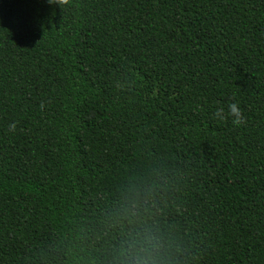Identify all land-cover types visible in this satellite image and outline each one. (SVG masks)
Returning <instances> with one entry per match:
<instances>
[{"label":"trees","instance_id":"16d2710c","mask_svg":"<svg viewBox=\"0 0 264 264\" xmlns=\"http://www.w3.org/2000/svg\"><path fill=\"white\" fill-rule=\"evenodd\" d=\"M0 264H264V0H0Z\"/></svg>","mask_w":264,"mask_h":264},{"label":"clouds","instance_id":"9594fccd","mask_svg":"<svg viewBox=\"0 0 264 264\" xmlns=\"http://www.w3.org/2000/svg\"><path fill=\"white\" fill-rule=\"evenodd\" d=\"M229 116L233 117L234 122L239 123L240 120L242 119V113L240 108L236 103H230L228 105V113ZM214 115L219 118L220 120H223L225 117L224 110L223 109H218ZM15 127L14 124L10 123L8 125L9 130H13Z\"/></svg>","mask_w":264,"mask_h":264}]
</instances>
